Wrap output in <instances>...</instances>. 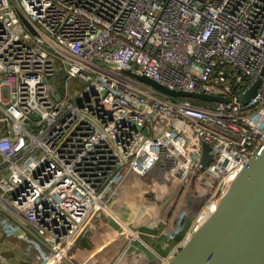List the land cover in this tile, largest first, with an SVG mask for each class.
<instances>
[{
	"label": "built area",
	"instance_id": "2783aa9c",
	"mask_svg": "<svg viewBox=\"0 0 264 264\" xmlns=\"http://www.w3.org/2000/svg\"><path fill=\"white\" fill-rule=\"evenodd\" d=\"M263 150L264 0H0V207L50 247L0 214L23 261L74 264L109 218L120 230L79 264H168ZM151 174L123 220L112 203Z\"/></svg>",
	"mask_w": 264,
	"mask_h": 264
},
{
	"label": "water",
	"instance_id": "95a60500",
	"mask_svg": "<svg viewBox=\"0 0 264 264\" xmlns=\"http://www.w3.org/2000/svg\"><path fill=\"white\" fill-rule=\"evenodd\" d=\"M21 19L34 33L22 16ZM136 78L173 97L209 102L224 101L219 97L171 91L147 77ZM53 84L56 92L55 99L58 101L61 98L58 93L60 87L56 85L55 79ZM258 85L259 83L249 91L243 98V102L247 103L255 96ZM31 119L38 120L36 116H32ZM211 162V148L204 145L202 170ZM170 200L159 204L155 212L166 207ZM0 214L9 218L33 240L50 250V247L36 233L13 214L2 207H0ZM5 237L4 235L3 238ZM18 264L30 263L20 261ZM63 264L71 263L64 260ZM168 264H264V150L238 173L219 200L214 212Z\"/></svg>",
	"mask_w": 264,
	"mask_h": 264
},
{
	"label": "rangeland",
	"instance_id": "374dc122",
	"mask_svg": "<svg viewBox=\"0 0 264 264\" xmlns=\"http://www.w3.org/2000/svg\"><path fill=\"white\" fill-rule=\"evenodd\" d=\"M73 90H80V89H76V87L74 85ZM153 180H156V179H154V174H151L150 176H148V178L146 180L144 178L135 177L133 175L132 178L124 185V186L128 185V187L130 189L127 191L128 193H126V194H128V195H126V200H128V202H119L116 200L115 202L112 203L116 214L119 215L120 217L124 218L126 221H128L129 218H131L132 214L130 211H128L127 206H130V208H131L132 206L137 205L139 201L143 200L142 195L136 196L139 191H137L136 189H135L136 191H134V189H133L134 185L136 186L137 189H139L141 186L144 185L145 182L152 184ZM123 189H122V191H123ZM134 196H136V197H134ZM129 197L130 198L132 197V198L130 199ZM137 198H138V200H134ZM158 199L162 200L163 195L159 194ZM129 200H131V202H129ZM132 200H134V201H132ZM159 211H157L155 213H158ZM2 219L3 220L1 221L2 222L1 227H6L10 223V220L6 216H2ZM105 219L106 220H103V221L97 220L98 222L97 221L95 222V225L97 228H95V230L93 232L90 231L89 233L84 234V236L76 243V245L72 251V254L75 253L76 251L83 250L85 244L87 246H89V248H87L89 250L91 247L93 248L97 244L96 242L99 241L101 243L102 241H104L108 237V235H110V237H111L112 235H114L116 232H118L120 230L119 225L116 224L117 223L116 220H114V219L110 220L109 218H108V220H107V218H105ZM104 221H106V223H108V224H104ZM100 222H102L101 223L102 225L100 224ZM99 224H100V226H99ZM104 225H105V232L106 233L101 232ZM0 232L4 235V231L2 228H0ZM10 239L16 240L17 238H10ZM86 245H85V247H86ZM97 246H95V248ZM3 257L9 262V264H16V261L10 258L11 256L9 253L5 252L3 254ZM94 263L95 264H99V263L102 264L101 261H97V262L95 261ZM125 263H126V261H123L120 264H125Z\"/></svg>",
	"mask_w": 264,
	"mask_h": 264
},
{
	"label": "crops",
	"instance_id": "0c3cea01",
	"mask_svg": "<svg viewBox=\"0 0 264 264\" xmlns=\"http://www.w3.org/2000/svg\"><path fill=\"white\" fill-rule=\"evenodd\" d=\"M123 188H124L123 189L124 192L122 191V194L125 196L128 195V194H126V193H128L127 191L130 190L128 185H126ZM122 219L125 220L124 218H122ZM104 220H106V219H104ZM107 220H108V218H107ZM101 223L102 222H100V224ZM100 224H99V226H100ZM104 224H108V223H106V221H104ZM95 228H97V227L94 225L91 232H93L95 230ZM101 232H105V225L103 226ZM116 233H118V232H116ZM114 235H112L111 237H110V235H108V237L105 240L103 239L104 241L101 240L102 241L101 243L99 241L96 242L97 244L95 246H97L99 244L96 248H95V246L93 248L91 247L89 250L86 248H83V250L76 251L75 253H73V255H78V258L74 260V264H79V262H81V259H87L90 255L94 254L95 251H97L100 248H102L103 246H105ZM3 237H4V235L0 232V251H1V253L2 254H4L5 252L9 253L11 256L10 258L15 260L16 264H18L20 261H23L24 260L23 244L20 241H18L17 239L15 240V239H10V238H6V237L3 238ZM111 251H113V249L108 251L110 253V256L113 255L112 254L113 252H111ZM102 263H104V262H102ZM104 264H106V263H104Z\"/></svg>",
	"mask_w": 264,
	"mask_h": 264
},
{
	"label": "trees",
	"instance_id": "16d2710c",
	"mask_svg": "<svg viewBox=\"0 0 264 264\" xmlns=\"http://www.w3.org/2000/svg\"><path fill=\"white\" fill-rule=\"evenodd\" d=\"M84 248H86V249H87V248H89V246H87V245H86V247L84 246ZM99 264H100V263H99ZM102 264H104V263H102Z\"/></svg>",
	"mask_w": 264,
	"mask_h": 264
}]
</instances>
